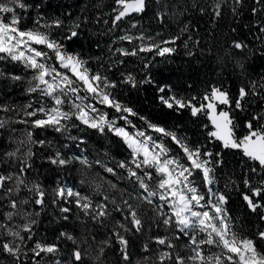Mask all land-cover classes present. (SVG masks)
Masks as SVG:
<instances>
[{"label": "snow or ice", "instance_id": "snow-or-ice-1", "mask_svg": "<svg viewBox=\"0 0 264 264\" xmlns=\"http://www.w3.org/2000/svg\"><path fill=\"white\" fill-rule=\"evenodd\" d=\"M225 3L227 0H214L211 14L215 19L221 18ZM244 4L245 0H231L229 11L234 22L243 16ZM252 5L249 11L251 16L255 17L257 39L264 48V0H252ZM188 6L195 8L201 15L207 11L203 6L197 8L194 2ZM188 6L173 15H184ZM29 7L31 5L25 0H0V61L20 64L25 71H30L32 75L27 80L26 91L29 94H39L42 100H49L51 106H45L42 101L39 106L34 107L32 103L26 105L23 115L27 119L16 122L30 126V130L26 131L24 139L13 142L15 147L0 153V166L5 167V171H0V207H3L6 201L8 208L0 213V253L10 258L11 264H47L43 257H59L62 245L57 242L43 243L34 240V229L39 224L41 214L49 208H54L59 213L57 219L67 222L74 205L83 216L103 226L110 215V201L113 211L120 213L122 220L117 221L111 229V237L100 243L93 258L94 264H102L105 250L113 246V240L118 246L119 264H133L129 254L128 234L143 233L146 221L129 201L140 200L149 205L155 204L154 211L159 222L153 221L154 227L158 228L162 224L165 229H174L176 233L173 237L165 235L153 238L156 245L163 247L155 264H264V251L257 247L256 241L247 237L241 238L234 231L232 217L226 207L229 196L225 192L215 190V171L217 166L223 164L222 152L214 154L212 151H203L201 146L190 147L175 131L139 116L132 107L122 104L113 95L112 90L117 87L116 81L109 80L98 71L93 72L88 67L89 61L79 52L68 51L65 41L75 43L79 40L81 23L72 21L57 38L53 36L52 29L65 28V21L59 17L45 20L42 15H38L33 21V26L26 27L23 25L24 16L21 13L27 12ZM147 7L148 0H114L112 28L108 31L111 32L121 21L133 14H143ZM165 15V12L157 13L161 21ZM99 22L98 19L97 23ZM103 23L108 24L109 21L104 20ZM137 26L138 22L130 25L131 28ZM252 26L246 24L243 27ZM189 30L190 22L180 31L185 33ZM236 31V27L231 28L232 33ZM145 39L143 35L124 34L119 36L118 40L129 43L139 40L141 43L131 50L121 47L113 49L109 45V51L113 55L127 57L155 50L157 55L163 57L177 50L176 47H161L160 43L145 44ZM178 40L179 35L162 43L175 45ZM112 43L115 44L116 41ZM184 47L188 48L187 41L184 42ZM230 48L239 53H244L245 49L249 50L243 60H235L242 71L246 70L245 61L249 56L264 58V51L250 49L246 37L231 39ZM187 54L193 53L189 51ZM119 63L122 64L123 60ZM0 79L17 82L25 77L0 68ZM123 83L136 88L142 84H154V80L148 75L137 81L135 76L129 73L124 77ZM157 92L159 102L167 109L179 112L188 108L192 116L204 114L212 127L208 137L218 141L222 149L239 150L243 158L257 165L249 171L264 176V123H261L264 121V111L252 114L251 118L244 122V131L240 135H237L239 125L232 114L234 111L244 112L249 97H256L264 102V74H261L258 80H250L247 87H239L234 100L226 88L212 85L210 90L203 94L199 106L193 103L196 97L185 99L172 93L171 85L157 86ZM97 104L112 109L116 115L110 117L109 112L97 107ZM9 110L6 105H0V111ZM130 116H138L144 122L145 129L137 128ZM120 121L124 122L123 125H120ZM6 124L4 119H0V128H5ZM208 126L204 125L205 128ZM74 128L94 130L101 135L111 133L122 141L129 150L131 159L118 161L117 168L125 170L126 178L138 185L141 190L139 196L129 195L121 204H117L115 198L110 200L109 195L102 194V183L93 181L94 192L102 194L101 201L97 203L91 195L67 186L62 179L54 180L55 186L50 192L38 178L28 179L34 171V158L37 156L34 148L50 149L51 154L43 159L54 168H63L73 162H78L85 168L92 167V162L83 154V149L80 155L66 157L53 141L34 137V131L37 129H51L77 146L86 143L83 136L72 134ZM129 128L132 131H129ZM149 130L157 134L155 138ZM164 138H169L179 146L183 161L180 157L170 154L171 150L166 147ZM62 147L68 148L69 144L64 143ZM95 163L101 165L104 172L117 175L116 168L108 167L101 160H96ZM141 170H144L142 174ZM153 172L157 178L155 189L146 182L153 179ZM196 174H199L203 181L204 192L200 191L195 182ZM106 183L111 190L120 191L116 183ZM242 183L247 190L240 193L242 200L251 212L256 213L259 210V218L264 221V178L253 186L246 174ZM229 184L238 187L235 181L229 180V183L225 184L226 189ZM21 193H27V197L22 198ZM123 195L121 192V196ZM26 205L36 207L29 210L24 207ZM17 218L22 222L17 223ZM181 236H187L189 240L190 254L187 256L175 251L177 245L173 241L180 240ZM256 236L264 241V230H257ZM56 239L70 242L72 247L66 248L63 259H54L52 264H85L88 253L74 233L62 230ZM29 241H33L31 247ZM206 247H215L219 252L208 255L205 252ZM143 248L147 251L148 245L144 244ZM136 264L141 262L136 261Z\"/></svg>", "mask_w": 264, "mask_h": 264}, {"label": "trees", "instance_id": "trees-1", "mask_svg": "<svg viewBox=\"0 0 264 264\" xmlns=\"http://www.w3.org/2000/svg\"><path fill=\"white\" fill-rule=\"evenodd\" d=\"M25 2L31 7L28 8L27 12L21 13L24 16V25H33V21L38 15H42L45 20L59 17L65 21V28L52 29L53 36L57 38L63 34L72 21L81 23L79 40L75 43L65 41L68 50L79 52L84 59H87L89 61L88 67L93 72L98 71L102 75H106L109 80L116 81L117 87L112 90L113 95L122 104L132 107L139 116H144L153 123L175 131L178 137L185 140L190 147L201 146L203 151H212L214 154L222 152L223 164L217 166L215 171L217 180L215 190L225 192L229 196L226 207L231 214L234 231L242 238L254 239L257 247L264 251V241L259 240L256 236L257 230H264V221L259 218L261 213L259 210L256 213L251 212L240 195L241 192L247 191L242 183L246 174L253 186H256L258 181L264 178L258 173L249 171L250 168L257 165L243 158L239 150L222 149L218 141L210 139L208 132L211 131L212 127L204 114L192 116L188 108L179 112L167 109L159 102V93L157 92V86L171 85L172 93L185 99L196 97L197 99L193 100V103L199 106L203 94L209 91L212 85L226 88L234 100L239 87H247L250 80H258L261 74H264V58L249 56L245 61L246 70L242 71L236 65L235 60H243L249 50L245 49L244 53H239L230 48L231 39L246 37L250 49L264 51L260 40L257 39L254 26L255 17H252L249 11L253 6L252 0H245L244 14L236 22L233 21L229 11L231 0H227L225 3L223 14L219 19H215L211 14V6L214 0H148L147 10L143 14H133L124 19L111 32L108 30L112 28L111 14L114 0H25ZM193 2L197 8L203 6L207 11L201 15L195 8L188 6ZM185 6L188 7L184 15H173L174 12L183 11ZM158 12L166 13L162 21L157 17ZM69 13L70 16L67 15ZM98 19L99 23H97ZM104 20H108L109 23H103ZM137 22L136 28L130 27L132 23ZM189 22L190 30L181 33L180 30ZM246 24L253 26L251 28L243 27ZM232 27L237 28L235 33L231 32ZM124 34L143 35L146 38L143 41L145 44L160 43L161 47H176L177 50L163 57L157 55L155 50L139 53L138 56L113 55L109 51V45L113 49L121 47L131 50L141 43L139 40L132 43L118 40V37ZM177 35L180 36V40L175 45L162 43V41L170 40ZM149 37L152 39L148 40ZM114 40L116 41L115 44L112 43ZM185 41L188 43V48L184 47ZM196 41L199 43L197 44ZM189 51L193 54L188 55ZM120 60H123L122 64L119 63ZM0 68L6 72H14L25 77L24 80L17 82L0 79V105H6L10 109L7 112L0 111V119L7 122L5 128H0V153H2L15 147L13 142L24 139L26 131L30 130V126L16 122L27 119L23 115L25 106L32 103L35 107L39 106L41 101L43 103L50 101L42 100L37 93L29 94L26 91L27 80L30 79L32 73L25 71L22 65L0 61ZM129 73L134 75L137 81L150 75L154 84H142L133 88L123 83L124 77ZM248 100L244 112L234 111L232 113L239 125L237 135L244 131V122L250 119L252 114L264 111V102L259 98L249 97ZM113 113L112 110L110 114ZM130 118L137 125H145L138 116H130ZM206 124L209 125L207 128L204 127ZM72 134L83 136L86 143L77 146L51 129L34 131L36 139L53 141L55 146L65 153L66 157L80 155L83 149V154L92 162V167L85 168L78 162H73L63 168H54L43 159V157L51 154V150L34 148L37 156L34 158V171L29 175V180L38 178L50 192L51 188L55 186L54 180L66 178L74 184L76 190L91 195L97 203L101 201L102 194L109 195L110 200L115 198L117 204H121L122 200L127 199L129 195H140L141 190L138 185L126 178L125 170L117 168L118 161L131 159L129 150L118 137L111 133L101 135L94 130L75 128L72 130ZM164 141L175 150L177 156L183 158V153L178 145L169 138H164ZM64 143H68L69 147L63 148ZM215 159L214 155L213 161ZM96 160H101L108 167L116 168L117 175L113 176L104 172L103 167L95 163ZM12 170L14 169H8V171ZM147 170L151 171L150 169ZM0 171H5V167L0 166ZM153 175L156 178L154 172ZM82 180L84 183H81ZM229 180L235 181L238 187L229 184L226 189L225 184L229 183ZM93 181L103 184L102 194L94 192ZM106 181L116 183L120 191L111 190ZM195 182L204 192L205 187L199 174H196ZM121 192L124 193L123 196H121ZM21 197L26 198L27 193H21ZM129 202L137 208L138 213L146 221L143 233L128 234L129 254L133 264H136V261H140L141 264H155L156 244L153 242V238L159 235L173 237L176 234L175 230L165 229L162 224L158 228L153 226V221L159 222L154 211L155 204L149 205L140 200H130ZM24 207L32 210L36 206L26 205ZM24 207L21 208V212H23ZM7 210L5 201V205L0 207V213ZM109 212L110 215L104 221L103 226L83 216L74 205L67 222L57 219L59 213L54 208H49L45 213H42L39 217V224L34 229V240H40L43 243L57 242L62 245V252L59 257L46 256L43 257V260L47 264H52L54 259H63L66 248H70L72 245L63 240L57 241L56 237L60 231L67 230L79 238L82 248L87 251L88 257L85 259V264H94L93 258L100 243L111 237V229L117 221L122 220V215L113 211L110 201ZM16 222L21 223L22 221L17 218ZM173 242L177 245L175 251L180 254L188 253L187 236H181L180 240ZM28 243L31 247L33 241ZM144 244L148 245L147 251L143 248ZM0 264H11V259L0 253ZM102 264H119L118 246L114 240L113 246L105 250Z\"/></svg>", "mask_w": 264, "mask_h": 264}, {"label": "rangeland", "instance_id": "rangeland-1", "mask_svg": "<svg viewBox=\"0 0 264 264\" xmlns=\"http://www.w3.org/2000/svg\"><path fill=\"white\" fill-rule=\"evenodd\" d=\"M24 25V24H23ZM24 26H26V27H32L33 25H24ZM68 51H70V50H68ZM54 62V61H53ZM81 95H83V93H81ZM90 102H93V103H95L94 101H90ZM45 104V106H48V107H50L51 106V103L49 102V103H44ZM97 107H99V108H101L102 110H106V111H108L109 112V115H110V117L111 116H114V115H116V113H113V114H110V112L112 111L111 109H106V108H104V106H101V105H98L97 104ZM130 118V117H129ZM131 119V118H130ZM132 120V119H131ZM132 122H133V124H135L134 123V121L132 120ZM123 121H120V125H123ZM136 126H137V128H139V129H145V125H137V124H135ZM129 131H132V129L131 128H129L128 129ZM212 130V129H211ZM149 133L150 134H152L153 136H154V138H155V136L157 135V134H154V133H151L150 132V130H149ZM164 143H165V145H166V147H168L171 151H170V154L171 155H173V156H177V154H176V152H175V150H173L165 141H164ZM77 152H79L78 151V149H77ZM76 152V153H77ZM179 157V156H178ZM180 158L182 159V161H183V158L180 156ZM142 171V170H141ZM66 184H67V186H69V187H74V184H72L70 181H68L66 178H61ZM156 180H157V178H155V175H153V179L151 180V181H146L147 183H149L150 184V187L151 188H153V189H155V186H156ZM200 191L202 192V190L200 189ZM156 203H158V201H156ZM165 211H167V209H165ZM189 235H191V233H189ZM202 235V234H201ZM159 236H163V235H159ZM156 237V236H155ZM242 238V237H241ZM188 242H189V240H188ZM155 247H156V250H155V257H156V259H157V256H158V254H159V252L161 251V250H163V247L162 246H159V245H155ZM205 252H206V254H208V255H211V254H214V253H218L219 252V249H217V248H215V247H211V248H209V247H206L205 248ZM190 254V252L188 251V253L187 254H181V255H185V256H187V255H189Z\"/></svg>", "mask_w": 264, "mask_h": 264}]
</instances>
